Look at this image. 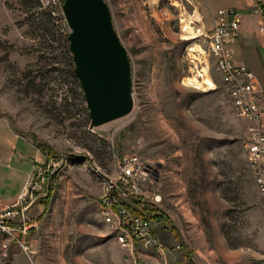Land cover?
<instances>
[{
  "label": "rangeland",
  "instance_id": "obj_1",
  "mask_svg": "<svg viewBox=\"0 0 264 264\" xmlns=\"http://www.w3.org/2000/svg\"><path fill=\"white\" fill-rule=\"evenodd\" d=\"M65 1L0 0V264L153 263L119 245L100 211L105 180L119 181L133 157L146 168L137 187L159 200L131 206L149 211L169 264H264L249 123L209 50L224 0H103L127 51L133 110L99 127L75 73ZM262 5L235 9L230 48L264 91ZM240 35L246 63L233 50ZM200 48L214 88L185 83L201 72L190 63Z\"/></svg>",
  "mask_w": 264,
  "mask_h": 264
},
{
  "label": "built area",
  "instance_id": "obj_2",
  "mask_svg": "<svg viewBox=\"0 0 264 264\" xmlns=\"http://www.w3.org/2000/svg\"><path fill=\"white\" fill-rule=\"evenodd\" d=\"M163 16L166 17L167 14ZM241 23L237 10H219L211 43L219 68L223 71L224 85L235 103L236 112L249 123L246 147L249 148V159L256 167V183L264 194V91L257 87L254 75L245 66L235 65L230 48L238 39ZM198 52L204 56L202 51ZM190 63L192 67L195 66L193 59H190ZM200 70L199 78L202 77L201 80L204 81V67H200ZM119 166L122 177L119 181L109 177L110 187L100 200L103 218L108 220L109 227L116 233L119 245L131 249L138 245L145 251L143 256L153 262L141 259L133 264H169L163 245L153 233V220L146 215L149 211L142 213L131 206L135 199H140L138 204L143 208L146 203L154 209L157 208L159 199L153 197L154 201L151 200L137 187V182H134L143 175L146 168L134 157L125 158ZM7 214L15 215L10 211Z\"/></svg>",
  "mask_w": 264,
  "mask_h": 264
},
{
  "label": "water",
  "instance_id": "obj_3",
  "mask_svg": "<svg viewBox=\"0 0 264 264\" xmlns=\"http://www.w3.org/2000/svg\"><path fill=\"white\" fill-rule=\"evenodd\" d=\"M70 50L87 100L92 127L133 110L131 66L103 0H66Z\"/></svg>",
  "mask_w": 264,
  "mask_h": 264
},
{
  "label": "bare ground",
  "instance_id": "obj_4",
  "mask_svg": "<svg viewBox=\"0 0 264 264\" xmlns=\"http://www.w3.org/2000/svg\"><path fill=\"white\" fill-rule=\"evenodd\" d=\"M189 22H190V20H189ZM190 25H188L185 28V30H183V32L185 34H193V28ZM209 50H210V54H212L214 56L213 58H215L216 59V62H218L216 52L213 51V49H212V43H211V47L209 48ZM209 50H208V53H209ZM198 51H202V53H204V56H206L205 55L206 52L203 51L202 48H200L198 50H195L194 53L192 51L193 54H191V59H193V62H194V65H195V66H193L194 69L200 70V67H204V77H205L204 78V82L201 83V82L198 81L199 75H200V72H199L198 75H197V77L195 76L196 79H186L185 83L187 85L193 86L196 89L203 88L205 86V84H206V86H208V89H209V88H212L213 85H214V83L209 78V74L210 73L208 71L210 70V66H209L206 58L203 55H201L200 52H198ZM219 72L222 75V79H223V71L221 70V68H219ZM247 149H248V156H249V148H247ZM105 184H106L107 188L110 187L109 177L105 180ZM106 223L108 224V220L107 219H106Z\"/></svg>",
  "mask_w": 264,
  "mask_h": 264
},
{
  "label": "crops",
  "instance_id": "obj_5",
  "mask_svg": "<svg viewBox=\"0 0 264 264\" xmlns=\"http://www.w3.org/2000/svg\"><path fill=\"white\" fill-rule=\"evenodd\" d=\"M258 2H262L264 4V2L262 0H224L222 4L224 9H229V8H234V9H239V10H244V8L251 10L252 8L255 7V5ZM244 29V26L242 25V30H241V34L242 31ZM260 36H262V41L264 43V36L260 34ZM242 40V36L240 35L239 41L237 42V44L234 46L233 50L234 53L236 55V59L239 63H246L243 54H242V50L240 47V41Z\"/></svg>",
  "mask_w": 264,
  "mask_h": 264
},
{
  "label": "trees",
  "instance_id": "obj_6",
  "mask_svg": "<svg viewBox=\"0 0 264 264\" xmlns=\"http://www.w3.org/2000/svg\"><path fill=\"white\" fill-rule=\"evenodd\" d=\"M260 4V3H259ZM261 6V5H260ZM262 9H263V11H264V6L262 5ZM155 218V217H154Z\"/></svg>",
  "mask_w": 264,
  "mask_h": 264
}]
</instances>
